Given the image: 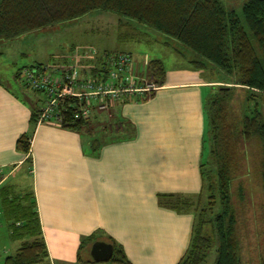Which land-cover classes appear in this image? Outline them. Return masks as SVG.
Instances as JSON below:
<instances>
[{
  "label": "crops",
  "instance_id": "obj_1",
  "mask_svg": "<svg viewBox=\"0 0 264 264\" xmlns=\"http://www.w3.org/2000/svg\"><path fill=\"white\" fill-rule=\"evenodd\" d=\"M100 55L72 58L88 68ZM162 62L161 83L150 68L135 74L133 62L136 83L155 87L93 107L76 125L37 123L44 93L0 79V209L9 237L2 193L32 192L51 264H117L93 258L99 240L121 246L132 264L178 262L191 241L194 211L170 201L195 198L202 189L203 157L210 158L206 87L223 78L209 75L211 64ZM22 136L30 139L28 151L17 147ZM25 239H13L7 254Z\"/></svg>",
  "mask_w": 264,
  "mask_h": 264
},
{
  "label": "trees",
  "instance_id": "obj_2",
  "mask_svg": "<svg viewBox=\"0 0 264 264\" xmlns=\"http://www.w3.org/2000/svg\"><path fill=\"white\" fill-rule=\"evenodd\" d=\"M227 1L239 3L240 10ZM93 9L114 12L173 37L192 51L193 66L211 64L232 77V83L247 88L241 114L232 119L227 117V102L233 87L218 84L209 97V162L213 167L202 164L203 186L195 198L181 203L176 198L170 206L183 204L194 211L190 244L176 264H205L211 252L214 257L210 264H264V243L255 259L244 258L239 234V204L245 194L244 181L250 180L251 159L264 195V111L257 100L252 104V98L264 95V0H0V39L73 19ZM100 58L97 63H88V68L82 64V68L94 74L100 68ZM41 64L19 67L15 75L19 77L25 68ZM149 66L161 83L165 73L162 60L153 58ZM38 111L33 115L35 121ZM80 120L67 124L76 125ZM17 147L28 151L30 139L20 137ZM241 175H246L244 181ZM2 208L9 220L10 237L26 238L2 264H51L33 193L3 192ZM113 243L110 261L132 264L123 248Z\"/></svg>",
  "mask_w": 264,
  "mask_h": 264
},
{
  "label": "rangeland",
  "instance_id": "obj_3",
  "mask_svg": "<svg viewBox=\"0 0 264 264\" xmlns=\"http://www.w3.org/2000/svg\"><path fill=\"white\" fill-rule=\"evenodd\" d=\"M227 4L237 11L240 10L239 3L227 1ZM125 20L133 21L132 27L125 25ZM104 50L129 52L132 64L134 62L136 66L135 74L139 75L141 73L148 74L147 71L150 67L148 63H145V57L148 59L161 57L166 67L173 64L193 63L191 58H195L190 49L163 32L108 10L93 9L73 19L24 32L14 38L0 39V79L17 88L19 85L24 87L28 94L36 93L41 96V93H38L41 91L25 87L22 76H15L19 67L23 68L38 62L48 66V71L55 64L76 63L82 67L78 63L80 62L79 58H74L76 61L73 60V54L79 53L84 56L83 58H86L91 53L94 57L96 53H102ZM182 53L183 55H181ZM209 75L214 78H223L219 84L233 87L227 102L229 112L227 117L231 116L230 119H232L241 114L244 97L249 94L247 88L232 83L233 78L216 67L210 69ZM217 87L218 85L214 89L206 87L208 88L206 103ZM19 90L21 91V89ZM255 100L264 111V95L260 94L252 98V104ZM208 122L209 120L207 124ZM207 131L205 137L210 143ZM252 147L255 148L254 144ZM203 160L207 168L213 167L210 163L212 161L209 162V157L204 156ZM252 162L251 159L250 169L247 173L250 177L249 182L244 181L246 175H241L244 178L245 194L239 204V234L242 241V255L244 258L252 256V259H255L258 250L264 243V195L259 187L258 176ZM7 231L6 222L0 209V259L2 257V261L7 253L13 252L15 249V242L9 237ZM4 249H7V252ZM213 257L211 252L205 264H210Z\"/></svg>",
  "mask_w": 264,
  "mask_h": 264
},
{
  "label": "built area",
  "instance_id": "obj_4",
  "mask_svg": "<svg viewBox=\"0 0 264 264\" xmlns=\"http://www.w3.org/2000/svg\"><path fill=\"white\" fill-rule=\"evenodd\" d=\"M93 56V54H89ZM100 68L94 74L76 63L30 66L21 71L27 87L44 93L37 123L59 124L88 118L92 108L105 109L110 100L120 99L126 92L148 90L152 81L136 83L132 61L127 51L102 52ZM3 175L0 167V183Z\"/></svg>",
  "mask_w": 264,
  "mask_h": 264
},
{
  "label": "water",
  "instance_id": "obj_5",
  "mask_svg": "<svg viewBox=\"0 0 264 264\" xmlns=\"http://www.w3.org/2000/svg\"><path fill=\"white\" fill-rule=\"evenodd\" d=\"M91 251L94 259L108 260L112 256L113 245L104 240H99L92 245Z\"/></svg>",
  "mask_w": 264,
  "mask_h": 264
}]
</instances>
